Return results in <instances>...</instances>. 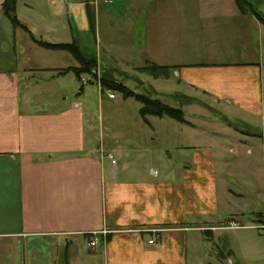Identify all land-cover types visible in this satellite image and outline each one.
Instances as JSON below:
<instances>
[{"label":"crops","instance_id":"0c3cea01","mask_svg":"<svg viewBox=\"0 0 264 264\" xmlns=\"http://www.w3.org/2000/svg\"><path fill=\"white\" fill-rule=\"evenodd\" d=\"M4 1L0 264H63L64 252L67 264H189L201 240L216 242L222 231L242 229L226 228L231 220L243 224L232 202L245 189L264 196V25L254 15L241 13L233 0V6L63 0L65 6L52 9L40 0H17L20 25H13ZM81 38L91 43L83 49L95 53L98 68H119L111 43L120 42L132 70L146 62L173 66V78L187 89L239 114L237 127H227L241 135L240 145L256 139L247 150L250 163L234 147L228 164L221 147L216 153L178 141L182 134L174 130L155 137L128 132L117 145L101 138L97 144L96 125L79 98L84 84L66 71L79 64L70 53L37 42L81 45ZM102 44L111 65L98 51ZM59 85L79 91L74 98L54 94ZM166 95L175 102L179 92ZM156 139L158 146H151ZM257 220L264 224V214ZM103 230L106 242L88 249L87 235ZM229 254L237 256L217 247L219 260L234 264Z\"/></svg>","mask_w":264,"mask_h":264},{"label":"rangeland","instance_id":"374dc122","mask_svg":"<svg viewBox=\"0 0 264 264\" xmlns=\"http://www.w3.org/2000/svg\"><path fill=\"white\" fill-rule=\"evenodd\" d=\"M200 1L210 2L216 4V6H233L232 0L230 2L229 0H190L189 6H203V4L199 5ZM247 1L253 6H257V9L264 17V0ZM40 2L43 6L50 9H52L51 6H65L63 0H40ZM233 3L236 6L234 0ZM81 41V48L91 46V43L85 38H81ZM111 45L115 49L113 55L118 59L119 68L101 69L98 68L97 61L95 78L92 75L84 74L82 78L85 82L83 83L82 79L80 80L84 84V92L79 98L84 103V107L89 110L91 118L96 125L93 134L97 144H99L101 138L107 144L113 140L117 145L120 143L123 134L128 132L140 131L144 132L146 136L151 134V137H155V134H165L170 130H174L182 134L183 139L179 136L178 141L185 140V142L189 141L201 146L207 145L214 149L216 153L219 152L218 150L221 147L228 164H231V161L235 159L233 150L229 151L230 148L233 149L234 147L239 150V157L243 159V162L250 163L247 150L250 149V143L256 142V139L254 137L247 138L248 144L246 146L240 145L238 138L241 135L236 130L227 127L229 123H233V127H237L236 117L240 118L239 114L227 108L222 102L219 103L204 94L194 92L190 88L187 89V86L173 78V70L170 73V77L166 79L155 78L151 75L137 72L135 69L132 70L126 64L127 54L122 52L123 44L114 42ZM103 47V44L98 46V51L102 53L103 57L107 58L106 62L111 65L114 60L110 57V54H105ZM103 76L123 83L136 93L147 95L153 99L157 98L168 105L179 107L185 113L184 116L187 122L178 123L172 119H159L154 116L148 117L150 123L145 122L139 115L141 104L132 98H124L118 91L103 88L100 83V78ZM52 89L54 94L66 93L68 98H74V93L79 91L78 89L71 90L68 85H59ZM174 91H178L181 96L178 95V98H175V102H172V100L168 99L170 97L167 98L166 94ZM105 92L108 95L114 93L115 99L111 100L108 98ZM186 92H189V97L184 94ZM169 123L172 125H169ZM159 141L158 139L152 141L151 146H158ZM251 149L253 150V148ZM173 155L174 152H172V155L167 153V158H174L175 156L173 157ZM254 181H257L256 183L260 185L258 178L254 179ZM230 183L232 184L233 182L230 181ZM244 192L243 198H236L232 203L241 212L238 213L241 222L245 226L251 224L255 226L248 228L244 227L240 222L231 220V222L236 223L242 229L222 231L220 240L216 241V239V242L201 240V251L198 252L195 257L196 260L193 262L194 255H192L189 264H227V260L222 262L216 256L217 247L223 252L231 248L234 254L238 256V258L237 256L235 258L233 257L234 255L229 254L228 257L235 260L234 264H237L236 259L240 261L238 262L239 264H264V229L259 228L260 224H257L259 213L264 214V196L259 192L260 196L257 197V194H252L250 189H245Z\"/></svg>","mask_w":264,"mask_h":264},{"label":"trees","instance_id":"16d2710c","mask_svg":"<svg viewBox=\"0 0 264 264\" xmlns=\"http://www.w3.org/2000/svg\"><path fill=\"white\" fill-rule=\"evenodd\" d=\"M234 2L241 13H251L264 25V17L262 13L257 9V6H253L247 0H234ZM16 3L17 0H5L3 3V11L13 25H20L15 15ZM37 42L45 49L63 50L70 53L79 65L76 67L68 68V70L66 71H71L78 80H81L82 75L84 74L92 75L95 78L97 58L94 52H90L87 49L81 48L76 41H72L70 43H51L43 41ZM173 69V66L158 65L152 62H146L143 66L135 68L137 72L145 73L155 78L164 79L170 77V73ZM100 83L103 88H108L112 91H118L124 98H132L135 101L139 102L141 104L139 115L144 121H147L148 116H154L158 118H170L178 123L187 122L184 116L185 113L179 107L168 105L157 98L153 99L147 95L136 93L133 90L129 89L123 83L116 82L113 79L106 78L104 76L100 78ZM176 98H178V96ZM63 257V264H67L66 252H64Z\"/></svg>","mask_w":264,"mask_h":264},{"label":"built area","instance_id":"2783aa9c","mask_svg":"<svg viewBox=\"0 0 264 264\" xmlns=\"http://www.w3.org/2000/svg\"><path fill=\"white\" fill-rule=\"evenodd\" d=\"M103 2L105 3H111L113 2L114 0H102ZM82 82L84 83V79L82 78ZM109 98H114L115 95L114 93H110L108 95ZM109 159H111V161L114 163L115 160L113 159V157L111 155H108L107 156ZM226 228H230V229H238V228H242L240 226H237L236 223L234 222H229L228 226ZM259 228H262L264 229V224L260 225ZM153 232H156V230H153ZM109 232L107 230H103L101 232H93L91 234H88L87 235V241H86V245L88 247V249H95L97 248L98 246H100L101 244L105 243L106 242V239H107V234ZM153 242V238L151 240H149V243H152Z\"/></svg>","mask_w":264,"mask_h":264}]
</instances>
